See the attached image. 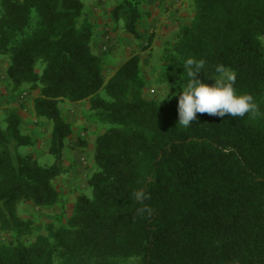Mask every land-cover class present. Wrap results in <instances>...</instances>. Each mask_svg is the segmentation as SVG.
Instances as JSON below:
<instances>
[{"label":"trees","instance_id":"1","mask_svg":"<svg viewBox=\"0 0 264 264\" xmlns=\"http://www.w3.org/2000/svg\"><path fill=\"white\" fill-rule=\"evenodd\" d=\"M115 1L114 26L139 38L142 0ZM192 1L193 21L167 43L160 76L177 99L159 103L143 95L138 54L105 81L84 0H0L5 78L13 91L39 92L34 112L52 124L54 158L42 165L20 153L32 139L10 112L0 125V231L9 239L0 264H264V0ZM188 58L206 61L197 78L209 85L218 65L232 70L235 89L259 112L197 113L179 126ZM62 100H88L108 128L93 143L90 196H76L65 227L33 236L18 206L55 205L53 183L70 172L64 148L73 131ZM140 189L150 195L143 203L133 198ZM145 206L150 213L137 211Z\"/></svg>","mask_w":264,"mask_h":264},{"label":"rangeland","instance_id":"2","mask_svg":"<svg viewBox=\"0 0 264 264\" xmlns=\"http://www.w3.org/2000/svg\"><path fill=\"white\" fill-rule=\"evenodd\" d=\"M115 0H84L87 20L94 27L92 48L101 59L102 75L107 82L116 70L131 56H140V77L144 83L143 95L159 103L175 100L169 88L160 81L165 48L173 41L180 28L193 21L192 0H142L141 18L138 21L139 38L127 34L120 24L115 27L111 11ZM152 41L149 43V39ZM7 59L0 55V125L6 127L10 112L21 116V131L32 139V144L19 149L21 154H32L40 164L52 165L54 158L48 153L52 124L39 119L34 112V99L38 91L16 92L9 88L5 78ZM41 73V68H37ZM101 95L107 98L104 89ZM169 95V98H166ZM59 107L63 118L72 127V135L65 141L64 164L70 172L54 181L59 197L51 207H35L32 204L18 206V215L33 223L36 235H46V227H65L71 216L78 194L90 196L87 182L96 170L93 161L94 140L108 126L95 116L89 101L72 103L62 100ZM34 237L26 239L32 241ZM9 242L0 231V246Z\"/></svg>","mask_w":264,"mask_h":264},{"label":"clouds","instance_id":"3","mask_svg":"<svg viewBox=\"0 0 264 264\" xmlns=\"http://www.w3.org/2000/svg\"><path fill=\"white\" fill-rule=\"evenodd\" d=\"M206 61L188 58L182 68L186 73V82L179 87L178 93V125L188 128L197 119V113H207L224 117H245L246 114L255 115L259 112L258 105L251 95L240 94L234 87L235 73L223 65H218L215 71L218 75L211 85L198 79L197 76L205 68ZM169 98V95L166 97ZM133 198L139 202L150 199V195L143 189L133 192ZM138 212H151L147 206L137 209Z\"/></svg>","mask_w":264,"mask_h":264}]
</instances>
